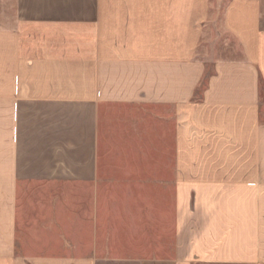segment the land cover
Returning a JSON list of instances; mask_svg holds the SVG:
<instances>
[{
	"label": "crops",
	"instance_id": "crops-1",
	"mask_svg": "<svg viewBox=\"0 0 264 264\" xmlns=\"http://www.w3.org/2000/svg\"><path fill=\"white\" fill-rule=\"evenodd\" d=\"M0 264H264V0H0Z\"/></svg>",
	"mask_w": 264,
	"mask_h": 264
}]
</instances>
